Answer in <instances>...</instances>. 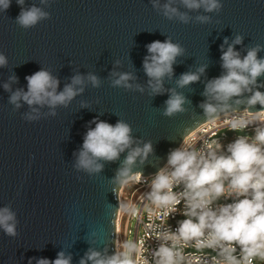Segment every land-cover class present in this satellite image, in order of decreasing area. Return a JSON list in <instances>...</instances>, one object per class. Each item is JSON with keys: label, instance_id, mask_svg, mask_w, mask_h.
I'll return each mask as SVG.
<instances>
[{"label": "water", "instance_id": "obj_1", "mask_svg": "<svg viewBox=\"0 0 264 264\" xmlns=\"http://www.w3.org/2000/svg\"><path fill=\"white\" fill-rule=\"evenodd\" d=\"M165 2L160 0L161 5ZM221 3L219 12L208 13L203 8L189 11L176 0L174 6L192 18L184 24L165 18L151 0H49L48 5L25 0L23 7L36 5L51 14L27 30L15 22L20 12L16 0L7 12L0 11V52L8 59L0 68V207L10 206L18 221L15 237L0 229V264H36L33 258L52 260L60 251L70 253L72 264H78L90 247L108 254L116 249L119 193L117 199L112 178L120 162L105 163L101 173L90 176L74 168L73 154L87 128L94 127L89 121L115 124L123 119L136 140L153 145L154 153L143 166L137 165L143 175H154L166 165L169 151L206 123L199 105L205 99V82L222 73L224 39L231 44L236 35L242 36V44L235 46L241 56L250 47L264 46V0ZM199 15L211 19L200 23L195 19ZM169 37L185 54L173 65L172 79L165 78V89L176 88L182 73L208 65L200 82L176 88L190 103L187 111L171 118L162 115L169 93L150 95L142 67L146 45ZM258 55L264 57V50ZM42 67L59 78L58 90L77 73L91 72L102 83L99 88L88 84L67 108L58 107L55 117L46 115L45 107L38 121L29 122L23 119L28 105L15 109L3 85L15 74L18 83L12 90H26L25 77ZM112 71L132 73L136 79L130 83L144 91L112 87Z\"/></svg>", "mask_w": 264, "mask_h": 264}, {"label": "clouds", "instance_id": "obj_2", "mask_svg": "<svg viewBox=\"0 0 264 264\" xmlns=\"http://www.w3.org/2000/svg\"><path fill=\"white\" fill-rule=\"evenodd\" d=\"M175 2L166 0L161 5L160 0H151L153 8L165 18L189 23L192 18L175 7ZM11 3L12 0H0V11L7 12ZM16 3L20 12L15 22L25 30L51 18V14L42 7L32 5L25 8V0H16ZM40 3L48 5L49 0H40ZM179 3L189 11L203 8L208 13L219 12L223 7L221 0H179ZM195 19L207 23L211 18L199 15ZM242 41L243 37L236 35L231 44L226 37L220 45L222 73L205 82L202 92L205 99L199 107L204 122L223 120L228 129L236 132L253 127V136L239 135L226 146L217 139L203 137L201 147L184 142L169 151L166 165L150 181L137 165L146 163L154 153L153 145L151 141L136 140L132 126L123 119H118L115 124L99 118L89 121V125L94 127L87 128L82 146L73 154L76 157L74 168L90 176L101 173L105 163L120 162L112 178V190L117 199L120 189L129 183L145 182L149 190L144 193V200L149 212L155 214L154 210H159V214L168 220L178 210L181 211L184 219L177 222L174 230L167 224L153 226L159 244L151 250V260L145 256V264H194L193 253L186 251L188 248L212 254L202 255L199 264H264V92L260 91L264 82H259L264 77V57L258 55L264 46L250 47L241 56L235 46ZM146 49L148 54L143 58L142 67L148 77L150 95L169 93L162 115L171 118L184 113L187 111L185 105L190 101L176 88L184 89L200 82L208 65L202 64L195 71L182 73L175 81L176 88L165 89V78L172 79L173 65L178 57L185 54V49L171 37L163 42L152 41ZM119 64L117 60L116 65ZM7 65L6 55L0 52V68ZM110 76L112 87L144 91L143 86L130 83L136 79L130 72L112 71ZM25 80L26 90H12L11 85L18 83L15 74L3 87L11 93L9 103L15 109L28 105L30 111L23 115V119L29 122L38 121L40 110L45 107L49 109L46 115L55 117L56 109L67 108L88 84L99 88L102 83L91 72L86 76L77 73L62 90H58L59 78L43 67L27 75ZM257 105L259 109L253 111ZM81 106L87 105L81 102ZM178 188L181 190L176 191ZM118 201L115 211L138 216L135 204ZM181 204L182 210L179 208ZM17 223L16 213L10 206L0 207V229L6 235H17ZM144 247V241L127 239L119 242L111 254L90 247L78 264H138ZM33 259H36V264H72V255H66L64 251L58 252L52 260L43 257Z\"/></svg>", "mask_w": 264, "mask_h": 264}, {"label": "built area", "instance_id": "obj_3", "mask_svg": "<svg viewBox=\"0 0 264 264\" xmlns=\"http://www.w3.org/2000/svg\"><path fill=\"white\" fill-rule=\"evenodd\" d=\"M239 135H247L251 137L254 135V129L253 127H249L243 132H236L228 129L224 125L223 120H218L214 123L206 122L202 124L190 135H188L183 143L185 142L186 144L190 145L197 144V147H201L203 144L201 138L203 137L209 140L217 139L222 145L226 146L228 143L235 140ZM152 176L153 175L144 177L150 181ZM148 190L147 183L134 181L126 185L119 192V200L122 202L129 201V203L135 204L139 210V214L138 216H130L123 211L118 212L117 223L119 222V228L117 227L116 246L119 242L125 239L144 241L145 247L142 250L143 255L138 257V264H145V256H147L148 260H151L152 257L150 252L159 244V240L155 239L156 233L152 230L154 225L166 226L167 224L168 227L174 230L177 227V222L181 219H184L181 211L179 210L171 215L168 220L159 214V210H154L155 214L149 212L144 200V193H146ZM180 190L181 189L179 188L176 189V191ZM127 193L130 195L128 196ZM179 208L182 210L183 205L181 204ZM186 251L193 253L192 259L194 264H199V260L202 255H212L211 253L207 252H197L194 248H188Z\"/></svg>", "mask_w": 264, "mask_h": 264}, {"label": "rangeland", "instance_id": "obj_4", "mask_svg": "<svg viewBox=\"0 0 264 264\" xmlns=\"http://www.w3.org/2000/svg\"><path fill=\"white\" fill-rule=\"evenodd\" d=\"M242 134H243V133H242ZM128 192H129V191H128ZM130 193H131V191H130ZM127 195L129 196L130 194L127 193ZM125 203H129V201H126Z\"/></svg>", "mask_w": 264, "mask_h": 264}, {"label": "bare ground", "instance_id": "obj_5", "mask_svg": "<svg viewBox=\"0 0 264 264\" xmlns=\"http://www.w3.org/2000/svg\"><path fill=\"white\" fill-rule=\"evenodd\" d=\"M117 227L119 228V222L117 223Z\"/></svg>", "mask_w": 264, "mask_h": 264}]
</instances>
